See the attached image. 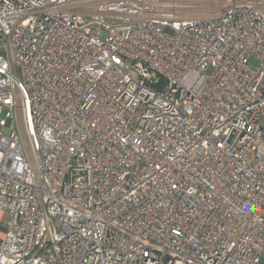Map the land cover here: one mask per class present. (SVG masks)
Here are the masks:
<instances>
[{"label": "built area", "instance_id": "1", "mask_svg": "<svg viewBox=\"0 0 264 264\" xmlns=\"http://www.w3.org/2000/svg\"><path fill=\"white\" fill-rule=\"evenodd\" d=\"M0 264H264V0H0Z\"/></svg>", "mask_w": 264, "mask_h": 264}, {"label": "rangeland", "instance_id": "2", "mask_svg": "<svg viewBox=\"0 0 264 264\" xmlns=\"http://www.w3.org/2000/svg\"><path fill=\"white\" fill-rule=\"evenodd\" d=\"M4 132H5V133H8L9 130L5 128V129H4ZM8 218H9V216H8V214H6V215L4 216V218H3V221H4V222H7V221H8Z\"/></svg>", "mask_w": 264, "mask_h": 264}]
</instances>
